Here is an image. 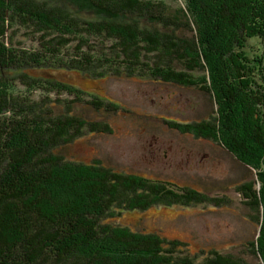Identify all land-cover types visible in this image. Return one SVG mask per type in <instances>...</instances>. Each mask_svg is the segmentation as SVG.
Segmentation results:
<instances>
[{"label": "trees", "instance_id": "16d2710c", "mask_svg": "<svg viewBox=\"0 0 264 264\" xmlns=\"http://www.w3.org/2000/svg\"><path fill=\"white\" fill-rule=\"evenodd\" d=\"M179 2L0 0V264H249L215 250L197 260L181 241L111 224L125 210L220 200L55 152L85 132L110 131L74 113L76 103L117 110L84 100L56 71L206 93L207 119L165 124L211 139L254 170L236 189L256 228L247 244L254 264H264V0ZM251 39L258 54L245 51Z\"/></svg>", "mask_w": 264, "mask_h": 264}, {"label": "rangeland", "instance_id": "374dc122", "mask_svg": "<svg viewBox=\"0 0 264 264\" xmlns=\"http://www.w3.org/2000/svg\"><path fill=\"white\" fill-rule=\"evenodd\" d=\"M23 42L25 47L32 45L25 39ZM246 45L249 55L258 54L255 39ZM54 77L78 87L86 101L95 97L117 105V110L104 112L76 103L74 113L87 120H102L110 131L85 132L60 145L55 152L63 158L83 164L98 160L115 171L188 187L220 200L217 204L125 210L111 224L181 241L186 252L197 260L215 250L249 264L257 262L247 245L256 235L255 224L249 220V209L236 189L254 178V170L211 139L179 132L165 124L207 119L214 105L206 93L145 77H89L75 71H56Z\"/></svg>", "mask_w": 264, "mask_h": 264}]
</instances>
